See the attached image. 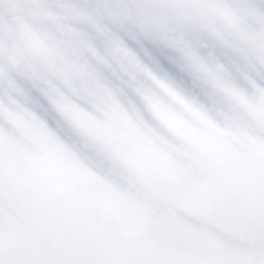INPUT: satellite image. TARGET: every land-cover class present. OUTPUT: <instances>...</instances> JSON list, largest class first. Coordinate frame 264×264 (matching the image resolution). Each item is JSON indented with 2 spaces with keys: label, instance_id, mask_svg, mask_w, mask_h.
<instances>
[{
  "label": "rangeland",
  "instance_id": "1",
  "mask_svg": "<svg viewBox=\"0 0 264 264\" xmlns=\"http://www.w3.org/2000/svg\"><path fill=\"white\" fill-rule=\"evenodd\" d=\"M117 1H119L118 3L120 5L117 3ZM125 1L0 0V176L3 177L4 182V191L3 193H0V199H2L4 207L7 209L8 215L14 225L17 242L20 245L32 250L74 253L98 258L105 257L108 260L112 259L113 261L118 262H129L133 261L134 259V261L144 260V258H174L184 256L212 258L221 254H233L239 252L242 249H252L254 247V238L252 234V227L255 223L254 210L258 204V201L256 200V202L253 203L251 200H248L247 196L249 197V195H253L252 193L253 191L255 192L256 185L259 184V179L261 181V177H264V115L259 114L254 108L250 109L252 108L250 98L248 99L247 104H243L244 106H240L238 102L234 105L218 104V102L214 99V95L219 94L216 91L218 83L221 84V87L225 88L226 86L224 81H218L219 79H226L229 81L230 75L227 76L228 73L222 75L220 72L217 75H214L213 72H217L218 68L210 67V65L213 64H210L208 59L201 60V54L196 48L185 51V48L180 45L182 37L176 42L173 41L174 47L168 51L167 60L169 61V64H167L163 58V55L158 54L157 51L160 45L156 44L155 39H153L155 36H159L160 33L165 32L166 34L163 36L167 35L177 39L181 34H184L185 36L187 32L192 33L197 30L196 28L199 27L198 24L194 25V29L186 30V27H188L191 23L197 22L196 17L194 18L195 21H185L186 25H178V23L169 24L168 22L170 21L160 20V22L157 23V29H152V24L155 23H152V20L149 19V13H151V10L155 7H163V1ZM98 2L101 4H98ZM106 2L109 3V5ZM226 3H229V1H226ZM110 10L111 12H109ZM75 11L80 13H76ZM101 11L102 13L100 14L99 12ZM210 11L214 13L215 17H217L220 13L216 7L211 8ZM254 11L258 10L255 8ZM103 12H107V16H104ZM212 12H210V15ZM186 14L188 15L189 12H186ZM112 19L114 20L113 25L111 23ZM259 19L263 18H260L259 15H257V18H255L253 24L251 23L253 26L252 28L249 27L250 21L243 22L244 25L242 27L244 29L242 34L246 35L250 33L251 30H258L261 28L259 30V35H263L264 20ZM209 21L210 19L206 20L203 18L201 19L200 24L205 25L209 23ZM162 23H166V26L163 27ZM97 29H101L102 32H99ZM108 32L111 35L113 34L112 36L114 37L118 36V39L114 38L113 40L112 36L110 38V34ZM106 44L107 46H105ZM110 44L112 46L115 45V47L110 46ZM102 46H105L106 49L103 50L104 47L102 48ZM164 46L169 48L171 44L170 42H166L164 43ZM109 48L110 50L115 48L116 52L114 50H111L114 53L111 52L108 50ZM202 50H204V47H202ZM257 54L258 56L256 57V60L253 62V64L250 63L247 65V62H245L240 66L244 70H249L252 78H256L255 80H252L255 84V87L257 88L256 91H258L259 87L262 88V86H264V55L261 54L259 50H257ZM111 56L113 58H111ZM98 60H100L99 63ZM110 61H114V63H111ZM75 63L79 66H77ZM227 65L231 67L233 64L230 60H228ZM99 67H101L100 70ZM49 68L52 71H50ZM168 68L170 69V72L168 73L169 75H166V70ZM101 69L103 70L101 71ZM59 72H61L63 75H61ZM19 75L20 78L18 79L17 77ZM60 78L61 81L59 80ZM234 78L236 77L233 73V76H230V79L233 80ZM57 79L59 80V83H57ZM252 81H242V84L245 82V85H242L243 89L248 90V87H250L248 90V95H252V91L254 90L251 84ZM184 82L185 84H183ZM93 83L94 85L98 83L97 86L100 84V87L98 86L97 89L100 90L101 88V90H96V87L94 89ZM234 83L237 84V81ZM12 86H14L13 88H15V90L13 88L10 90V87ZM188 87H190V89ZM49 88L50 92L48 91ZM54 88L61 90V92L58 90L54 93L53 90L56 91ZM184 89L185 91H182ZM95 90L99 92L93 93ZM63 91H65V94ZM23 94L28 98H25ZM57 94L58 96H56ZM116 98H118L117 101ZM121 98H123L122 102L120 101ZM91 99L94 102L91 101ZM254 100L256 103L257 101L264 102V99H259L257 96L254 97ZM23 101H25V103ZM40 101L43 103L41 104ZM73 101L76 103H73ZM101 101H104L106 105ZM37 103H39V105ZM99 103L103 104L100 105L101 107H99L101 109L98 108ZM23 105H25L27 108H23ZM50 105L54 107L57 106L58 109L54 107L52 108ZM33 106H35L34 109H32ZM41 106H44L45 108ZM37 107L40 108L38 109ZM94 107L102 110L100 111L101 115L100 112H98V110ZM261 107L263 108L260 109L264 110V104H262ZM35 108H37V110ZM93 108L96 111L91 110ZM89 110L92 111V115ZM37 112L40 114L45 113L46 115H38ZM74 112L76 116H74ZM94 112L96 114L95 116H93ZM36 114L38 116H36ZM99 116L100 119H98ZM97 120L99 122H97ZM105 120H108L109 122ZM118 120L121 122L119 121L118 123ZM91 121L95 123V125L92 124ZM53 122H55V124ZM107 125H111L110 128ZM95 126L97 127L96 129ZM103 129L108 130V132L105 131L107 134L104 133ZM56 130L58 134L56 133ZM110 130L113 134L109 132ZM21 131L23 133H21ZM100 131L103 132L101 133ZM159 132H161V134ZM55 133L58 135L57 137ZM62 133L67 139L64 137V135H62ZM77 133L80 134L76 135ZM99 133L100 135H104L100 136ZM151 133L153 135H151ZM43 134H45L46 139ZM94 134H96L98 139ZM109 134H111L113 137H111ZM40 135L42 139L40 138L39 141L41 142L37 140ZM91 136H93L94 139L93 137L91 138ZM153 137L155 140H153ZM48 138H53L52 140L54 142ZM56 139L58 141L60 140L59 142L61 145H59L60 143H58V141L56 145ZM78 139L79 141H77ZM110 140L113 143H111ZM123 140L126 142H122ZM50 141L53 143V145ZM48 142H50L51 145L48 144ZM44 143L48 145V147L44 146ZM62 143H67L66 146L63 144L65 149H63L64 146H62ZM91 143H96L95 146L98 145L99 147L96 146L93 149L94 145ZM55 145L59 148V150H57L58 148ZM49 146H55L54 151L52 147V152H50V150H48ZM83 146L85 147V150H87V147L89 146L88 153H90L92 150L89 155L92 156L91 158L94 160H90V156L88 157V153L87 151H84ZM102 146L104 148H102ZM125 146L128 147V150ZM79 147H82L83 149ZM120 148L123 149L125 153H123L124 151ZM132 148L135 151H133ZM171 148L173 150H171ZM61 149H63V152L60 151ZM138 149L140 152L137 151ZM141 149L144 151L141 152ZM71 150L74 151L71 152ZM117 150H120L119 154L117 153ZM98 151L99 153H97ZM128 151L130 153L132 151L133 154H130ZM79 153L83 154L82 157L79 156ZM137 153L140 155L135 156ZM78 156L81 158L80 160H77L79 158ZM65 157L67 161L65 160ZM73 157H78L76 160L79 162H75V159L73 162ZM126 157H134L135 160H138V158L141 160L140 157H142L143 160V158L146 157L147 159L145 158V160L149 164H146L147 166L145 163L143 164V162H145L144 160L140 161L139 164L137 160L135 161L131 158V160L128 159V161ZM58 158L61 159L59 162L57 161L59 160ZM252 158L254 159L252 160ZM86 159L91 161V163L89 161L88 163H85ZM117 160H121V163H119ZM150 160L153 163L149 162ZM95 161H97V163ZM133 161L136 163L134 164ZM72 163H75V168ZM95 163L97 165L101 163L98 166H102L99 168ZM88 164H90V169L87 167ZM91 164H94L95 166H91ZM117 164H120V167H118L119 165ZM127 164L132 165L131 168L133 171L130 167H128L129 165L127 166ZM138 164L140 166H137ZM142 164L146 167H144L145 172L144 169H142ZM70 165H72L73 168L70 167ZM112 165L115 169H113ZM122 166L123 168L121 169ZM134 166H136L137 169L140 168L138 170L139 172L137 169H134ZM117 168H120L119 172L122 171L120 172L122 174L119 175ZM72 169L74 171H72ZM86 169H88L87 171L89 173H93V171H95L94 173L99 177H96V175H93V177L91 176V181L92 178H97L96 180H93V184H90L92 182L89 178H87L92 174L87 176L88 172L85 171ZM141 169L143 171L140 173ZM158 169H160V171H158ZM70 170L72 171L73 175ZM100 170H104L105 172H101ZM108 170H113L112 172L114 174ZM80 171L83 172V174L81 173L82 175H80ZM131 171L136 172V178L138 179L134 178L135 174L133 173V176H131ZM77 172L78 174H76ZM137 172L142 174V176L137 174ZM98 173L103 174H101L100 177ZM65 174L68 176L66 177ZM58 175H63L65 180L62 179V176L59 178ZM129 175L131 177L128 178ZM69 176L73 177H71L70 180H67L70 178ZM83 176L86 178V180ZM121 176H123V179H121ZM144 176L147 180L144 178ZM125 177H127V179ZM81 178H84L82 179V182H80ZM131 179L133 183L136 181L137 182L133 185L131 184ZM66 180L69 184H71L67 185L68 183H66ZM88 180L90 182H88ZM140 180L147 181L146 183L148 185L143 182L144 185L142 183L140 186ZM101 181L102 184H100ZM86 182L88 183L86 184ZM113 182H115V186ZM62 183L63 185H61ZM73 183H75V185ZM95 183L98 189L97 187H94L96 186ZM129 183L130 187L128 186ZM154 183L157 184L155 185ZM84 184L87 185H85V188L83 187ZM106 184H108V186ZM116 184L120 187L116 186ZM126 184L130 193H128L129 191L126 189ZM89 186L94 188V190L89 188ZM144 186L148 188H146L148 191H145L146 189ZM101 187L103 189H101ZM104 187L107 188L105 189ZM110 187H112V189ZM113 187L115 191L119 193L118 195L113 190ZM139 187L140 190L144 188L142 192H139ZM157 187L159 189H157ZM79 188L80 193L78 191ZM95 189L98 191L101 190L102 193L100 191H96ZM87 190L89 192L93 191V193L95 191L96 195H94L95 193H86L88 192ZM120 190H123L128 194L126 193L125 195V193L121 192ZM83 192H85L86 196L88 194L92 200H88L85 195L82 197L84 194ZM120 193L122 194V197ZM138 193H140L143 198L142 196L140 197V194ZM91 194H93L94 197ZM129 194L133 196L131 199V195L129 196ZM110 195H116V197H112ZM95 196L100 197L95 198ZM108 196L112 197L113 199L109 198ZM119 197L121 199H119ZM155 197H157L156 200H154ZM83 198L85 200H83ZM73 200L79 204L81 209L84 207V210H78L77 208H79V206H75L76 203L74 204V202L71 204ZM126 200L129 203V206H127L128 203ZM152 200H154L156 204L154 201L152 202ZM89 201L91 202V206L90 203H88ZM145 201L146 203L144 204L143 202ZM148 201L152 203H149ZM121 202L123 206H120ZM148 203L150 204V208ZM139 204H141L140 207ZM88 205L89 208H92L89 209ZM97 206L98 208H96ZM100 206L102 208L103 206L106 208L102 209ZM126 206L129 208V210ZM157 206L159 208H157ZM94 207L96 208L95 211ZM122 207H126L125 209L129 215H126L127 213L125 209L122 210ZM152 207L154 208L151 209ZM66 208L68 212L66 211L65 216V212H63V210H66ZM112 208L113 210H117V213L119 214H117L115 211L114 212L116 214L111 212ZM71 209L72 211L69 212ZM88 209L89 212L87 211ZM92 209L93 211L91 212ZM61 210L63 212V214L61 213L62 216L59 213ZM122 211L125 212L123 213ZM242 211L246 215H243ZM93 212L95 214L91 217L90 215H93ZM104 212L105 214H103ZM67 213L71 214L68 215ZM82 213H87L88 216L87 214L83 215ZM147 213L150 215L146 216ZM74 214L76 216H74ZM63 216H65L64 218L67 220H65ZM70 216L76 220L72 219V221H68L70 220ZM83 216L87 217H84L83 219ZM58 217H60V219ZM88 217H90V219ZM97 217L101 218L98 219ZM117 217L119 219H117ZM139 217H141V220ZM102 219H104L103 223L105 225L100 223L103 221ZM142 219L144 222H142ZM99 220L100 224L98 223V225L96 223ZM156 220L159 222L157 223ZM62 221H66L65 224L67 222L69 223L65 225ZM74 221L76 223H74ZM239 222L241 223L240 225ZM92 223L95 225H92ZM97 226H101V228L104 227L105 230L108 227L105 231L107 234H103L104 228H102L99 231L101 233L103 230L100 235L98 232L100 227ZM89 230H91V233ZM108 230L110 232H108ZM67 231L69 234L66 233ZM157 231H159L158 234ZM217 234L219 236H217ZM99 235L104 236V238H100ZM115 235L119 236V239ZM165 235L166 237L168 236L167 240H165L166 237L164 238ZM121 237L122 240H120ZM66 238L70 239L67 240ZM107 239L110 240L108 241ZM113 239L116 241H113ZM146 239L148 241H145ZM159 239L164 240L163 243ZM156 240L159 241V244ZM73 241L77 244V246ZM110 241L111 243L109 244ZM149 241L153 244L151 243L150 245ZM103 242L107 243L104 244ZM158 245H162L160 247L163 248L160 249ZM112 249L113 251L111 252L110 250ZM151 251L153 252L151 253ZM148 253L149 255H147ZM143 254H145V256H143Z\"/></svg>",
  "mask_w": 264,
  "mask_h": 264
},
{
  "label": "bare ground",
  "instance_id": "2",
  "mask_svg": "<svg viewBox=\"0 0 264 264\" xmlns=\"http://www.w3.org/2000/svg\"><path fill=\"white\" fill-rule=\"evenodd\" d=\"M88 1V0H87ZM99 1H101V0H99ZM125 1V0H124ZM163 1V7H160V8H154V9H152L151 10V13H149V19L150 20H152V23H155V24H152V29H157V23L158 22H160V20H165V21H170V22H168L169 24H175V23H178V25H186V22L185 21H192V20H194V18L196 17V20H197V22H195V23H191L188 27H186V30L187 29H194L195 28V26L194 25H197L198 24V26L199 27H197L196 29L197 30H195L194 32H192V33H190V32H187L186 33V35L184 36V34H181L180 36H178V38L176 39L175 37H171V36H163V35H165L166 33L165 32H162V33H160L159 34V36H155L153 39H155V42H156V44H158V45H160V47H159V49H158V54H161V55H163V58L165 59V61L167 62V64H169V61L167 60V56H168V51L170 50V49H172L173 47H174V43H173V41L174 42H176L177 40H179L181 37H182V39H181V43H180V45L183 47V48H185L184 50L186 51V50H190V49H193V48H196L199 52H200V54H201V60H206V59H208L209 60V63L210 64H213V65H210V67H215V68H218V70H217V72H213L214 73V75H217L219 72H220V74H222V75H224L225 73H228L227 74V76H233V73H234V76L236 77V78H234L233 80H231L230 79V76H229V81H227L226 79H219V81L218 82H225V84H226V86H225V88L224 87H221L220 85L221 84H219L218 83V87H217V92L219 93L218 95H214V99H215V101H217L218 102V104H222V105H224V104H227V105H234L235 103H239L240 104V106L241 105H243V104H247L248 103V99L250 98V100H251V106H252V108H250V109H255V110H257V112L259 113V114H261V115H264V110L263 109H260V108H263V107H261V105L262 104H264V102H261V101H257V103L255 102V100H254V97H258L259 99H264V86H262V88H258V91H256L257 90V88L255 87V84L253 83V81L252 80H255L256 78L254 77V78H252V76H251V73L249 72V70H244V69H242V67H240L241 65H242V63H245V62H247V65L248 64H253V62L256 60V57L258 56V54H257V50H259V52L261 53V54H263L264 55V33H263V35H259V30L261 29H256V30H251V32L250 33H248V34H246V35H243L242 34V32H243V25H244V23L243 22H247V21H250V23H249V27H253L252 26V24H253V22L255 21V18H257V15H259V17L260 18H263V19H259V20H264V0H162ZM226 1H229V3H226ZM76 2V1H75ZM90 2V1H89ZM103 2V1H102ZM108 2V1H107ZM106 2V3H107ZM111 2V1H110ZM113 2V1H112ZM119 1H117V3H118ZM126 2V1H125ZM72 3V2H71ZM79 3H80V1H79ZM100 2H98V4H99ZM104 3V2H103ZM102 3V5L104 6V4ZM114 3H115V1H114ZM77 4H78V2H77ZM84 4V3H83ZM101 4V3H100ZM108 5H109V3H107ZM113 4V3H112ZM116 4V3H115ZM119 4V3H118ZM79 5V4H78ZM101 5V6H102ZM120 5V4H119ZM84 6H86V5H84ZM67 7V6H66ZM69 7V6H68ZM111 7V6H110ZM119 7V6H118ZM214 7H216L219 11H220V13H219V15L217 16V17H215V15H214V13L212 12V11H210V9L211 8H214ZM83 8V7H82ZM86 8V7H85ZM115 8H117V7H115ZM255 8L258 10V11H254L255 10ZM92 9V8H91ZM108 9V8H107ZM253 9V10H252ZM74 10V9H73ZM86 10V9H85ZM101 10V9H100ZM106 10V9H105ZM111 10L113 11V9L111 8ZM111 10L109 11V12H111ZM119 10V9H118ZM120 10H122V9H120ZM87 11V10H86ZM103 11V10H102ZM102 11L101 12H99L100 14L102 13ZM76 13L78 12V11H75ZM108 12V13H109ZM186 12H189V14L187 15L186 14ZM210 12H212L211 13V15H210ZM239 12V13H238ZM72 13V12H71ZM78 13H80V12H78ZM81 13H83V12H81ZM86 13V12H85ZM104 13V12H103ZM107 13V12H106ZM106 13H104V16L106 15ZM116 13V12H115ZM97 14V13H96ZM95 14V15H96ZM99 14V15H100ZM118 14V13H117ZM199 14V15H198ZM71 15V14H70ZM78 15V14H77ZM112 15V14H111ZM115 15V14H114ZM113 15V16H114ZM102 16V15H101ZM107 16V15H106ZM109 16V15H108ZM117 16V15H116ZM247 17V18H245V17ZM65 17H66V15H65ZM94 17V16H93ZM96 17V16H95ZM100 17V16H99ZM128 17V16H127ZM239 17H241V18H239ZM74 18V17H73ZM80 18H81V16H80ZM102 18V17H101ZM115 18V17H114ZM160 18H162V19H160ZM206 19V20H208V19H210V21H209V23H207V24H205V25H201L200 23H201V19ZM77 19V18H76ZM117 19H119V18H117ZM116 19V20H117ZM236 19V20H235ZM119 20H121V19H119ZM79 21H81V20H79ZM112 21V22H111ZM110 22L112 23V25H113V19L111 20ZM195 21V20H194ZM83 22H84V20H83ZM199 22V23H198ZM11 23V22H10ZM120 23V22H119ZM252 23V24H251ZM16 24V23H15ZM63 24V23H62ZM116 24H117V21H116ZM200 24V25H199ZM255 24V23H254ZM87 25V24H86ZM85 25V26H86ZM111 25V24H110ZM111 25V26H112ZM57 26V25H56ZM68 26V25H67ZM76 26V25H75ZM90 26H92V25H90ZM162 26L163 27H165L166 26V23H162ZM255 26H256V24H255ZM88 27V26H87ZM102 27V26H101ZM110 27V26H109ZM118 27V26H117ZM95 29V28H94ZM110 29V28H109ZM184 29H185V27H184ZM55 30V29H54ZM76 30V29H75ZM97 30H99V29H97ZM102 30H104V29H102ZM74 31V30H73ZM101 31V29L99 30V32ZM111 31V30H110ZM118 31V30H117ZM75 32V31H74ZM85 32V31H84ZM96 32V31H95ZM102 32V31H101ZM109 33V32H108ZM112 33V32H111ZM60 34V33H59ZM79 34V33H78ZM110 34V33H109ZM73 35V34H72ZM113 35V34H112ZM111 34H110V38H111V36H112ZM74 36H75V34H74ZM77 36V35H76ZM116 36V35H115ZM118 37V36H117ZM117 37H114V36H112V38H113V40H114V38H117ZM33 38V37H32ZM109 38V39H110ZM37 39V38H36ZM118 39V38H117ZM116 40V39H115ZM129 40V39H128ZM35 41H37V40H35ZM111 41V40H110ZM50 42V41H49ZM53 42V41H52ZM120 42V41H119ZM166 42H170V44H171V46H169V48H167V47H165L164 46V43H166ZM65 43V42H64ZM115 43H116V41H115ZM114 43V44H115ZM44 44V43H43ZM42 44V45H43ZM49 44V43H48ZM51 44V43H50ZM70 44H71V42H70ZM184 45H185V47H184ZM26 46V45H25ZM105 46H107V44L105 45ZM105 46H102V48H103V50L104 49H106V47ZM110 46H112L111 44H110ZM114 47H115V45H113ZM112 46V47H113ZM75 47V46H74ZM202 47H204V50H202ZM37 48V47H36ZM108 48V47H107ZM119 48V47H118ZM117 48V49H118ZM120 49V48H119ZM108 50H110V48L108 49ZM111 50H114L115 51V48L113 49H111ZM110 50V51H111ZM35 51V50H34ZM105 51H107V50H105ZM100 52V51H99ZM111 52H113V51H111ZM116 52V51H115ZM117 52H118V50H117ZM36 53V52H35ZM114 53V52H113ZM50 54V53H49ZM96 54V53H95ZM20 55V54H19ZM27 55H29V54H27ZM101 55H102V51H101ZM97 56H99V55H97ZM127 56V55H126ZM41 57V56H40ZM243 57H246V58H243ZM28 58H30V57H28ZM111 58H113L112 56H111ZM116 58V57H115ZM114 58V59H115ZM135 58V57H134ZM99 59V58H98ZM127 59V58H126ZM20 60V59H19ZM25 60V59H24ZM228 60H230L231 61V63L233 64L231 67L229 66V65H227V61ZM39 61V60H38ZM48 61V60H47ZM99 61L100 60H98V63H99ZM103 61V60H102ZM115 61V60H114ZM114 61H110L111 63H114ZM13 62V61H12ZM25 62V61H24ZM28 62V61H27ZM31 62V61H30ZM35 62V61H34ZM40 62V61H39ZM45 63V62H44ZM96 63V62H95ZM18 64V63H17ZM16 64V65H17ZM30 64V63H29ZM28 64V65H29ZM76 64V63H75ZM102 64V63H101ZM31 65V64H30ZM77 65V64H76ZM95 65V64H94ZM100 65V64H99ZM55 66V65H54ZM53 66V67H54ZM77 66H79V65H77ZM96 66H98V65H96ZM103 67V66H102ZM56 68V67H55ZM100 68L101 67H99V70H100ZM63 69V68H62ZM112 69V68H111ZM111 69H110V71H111ZM19 70V69H18ZM31 70V69H30ZM49 70L50 71H52L50 68H49ZM54 70V69H53ZM64 70H65V68H64ZM95 70V69H94ZM103 69H101V71H102ZM43 71V70H42ZM60 71V70H59ZM63 71V70H62ZM101 71H100V73H101ZM105 71V70H104ZM109 71V72H110ZM18 72V71H17ZM24 72V71H23ZM46 72V71H45ZM56 72V71H55ZM170 72V69L168 68L167 70H166V75H169L168 73ZM221 72H223V73H221ZM27 73V72H26ZM29 73V72H28ZM52 73V72H51ZM50 73V74H51ZM57 73V72H56ZM56 73H54V74H56ZM60 74H61V72H59ZM58 73V74H59ZM94 73V72H93ZM99 73V74H100ZM39 74V73H38ZM110 74V73H109ZM177 74V73H176ZM36 75V74H35ZM61 75H63V74H61ZM93 75V74H92ZM97 75V74H96ZM4 76V75H3ZM100 76V75H99ZM104 76V75H103ZM102 76V77H103ZM111 76V75H110ZM22 77V76H21ZM95 77V76H94ZM101 77V78H102ZM105 77V76H104ZM103 77V78H104ZM18 79L20 78V75L17 77ZM51 78H52V76H51ZM98 78H100V77H98ZM97 78V79H98ZM102 78V79H103ZM106 78V77H105ZM109 78V77H108ZM22 79V78H21ZM25 79V78H24ZM112 79V78H111ZM53 80V79H52ZM58 80V79H57ZM57 80H55V81H57ZM60 81H61V78L59 79ZM59 80L57 81V83H59ZM245 81V80H248V81H252L251 82V84H252V86H253V88H254V90L252 91L253 93H252V95L250 94V95H248V90H249V88L250 87H248V90L247 89H243L242 88V85L244 86L245 84V82H243V84H242V81ZM54 81V82H55ZM96 81V80H95ZM101 81V80H100ZM103 81V80H102ZM235 81H237V84H235L234 82ZM22 82V81H21ZM109 82V81H108ZM186 82V81H185ZM185 82L183 83V84H185ZM196 82V81H195ZM255 82V81H254ZM26 83V82H25ZM53 83V82H52ZM51 83V84H52ZM178 83H179V81H178ZM193 83V82H192ZM30 84V83H29ZM98 84V83H97ZM97 84L96 85H94V83H93V86H94V89H95V87H96V90H99V89H97L98 88V86L100 85H98L97 86ZM110 84V83H109ZM17 85V84H16ZM36 85V84H35ZM119 85H121V84H119ZM118 85V86H119ZM195 85V84H194ZM23 86V85H22ZM69 86H70V84H69ZM188 86V85H187ZM240 86V87H239ZM14 86H12V87H10V90H12L11 88H13ZM32 87V86H31ZM50 87H51V85H50ZM52 87H53V85H52ZM58 87H61V86H58ZM71 87H73V86H71ZM100 87V86H99ZM105 87V86H104ZM178 87V86H177ZM3 88V87H2ZM7 88V87H6ZM38 88V87H37ZM106 88V87H105ZM110 88V87H109ZM112 88V87H111ZM189 89H190V87H188ZM14 90H15V88H13ZM17 89V88H16ZM24 89V88H23ZM54 89H56V88H54ZM252 89V88H251ZM51 90H52V88H51ZM59 90V89H58ZM57 89H56V91L55 90H53V92L55 93V92H57L58 91ZM95 90V92L93 91V93H98L100 90H101V88H100V90L99 91H96ZM113 90V89H112ZM47 91V90H46ZM49 92H50V88H49V90H48ZM60 92H61V90H59ZM126 91H127V89H126ZM182 91H185V89L184 90H182ZM216 91H214V92H216ZM43 92V91H42ZM52 92V91H51ZM59 92V93H60ZM89 92H91V91H89ZM116 92V91H115ZM174 92V91H173ZM251 92V91H250ZM12 93V92H11ZM15 93V92H14ZM22 93H24V92H22ZM48 93V92H47ZM63 93L65 94V91H63ZM62 93V94H63ZM93 93H91V94H93ZM49 94H51V93H49ZM127 94V93H126ZM1 95V94H0ZM53 95H55V94H53ZM125 95V94H124ZM123 95V96H124ZM22 96V95H21ZM23 96H24V94H23ZM37 96V95H36ZM56 96H58V94L56 95ZM88 96V95H87ZM102 96V95H101ZM122 96V97H123ZM25 98H28V97H26V96H24ZM38 97H39V95H38ZM68 97V96H67ZM84 97V96H83ZM109 97V96H108ZM118 97V96H117ZM125 97H126V95H125ZM60 98V97H59ZM85 98V97H84ZM93 98V97H92ZM95 98V97H94ZM57 99V98H56ZM70 99H72V98H70ZM79 99V98H78ZM80 99H83V98H80ZM117 99L118 98H116V101H117ZM122 99L123 98H121L120 99V101L122 102ZM126 99V98H125ZM124 99V100H125ZM133 99V98H132ZM38 100V99H37ZM42 100V99H41ZM46 100V99H45ZM75 100V99H74ZM109 100V99H108ZM123 100V101H124ZM25 101H27V100H25ZM25 101H23L24 103H25ZM43 101V100H42ZM91 101H93L92 99H91ZM96 101V100H95ZM106 101V100H105ZM119 101V100H118ZM10 102H12V101H10ZM20 102V101H19ZM28 102V101H27ZM41 102V101H40ZM68 102V101H67ZM79 102V101H78ZM86 102V101H85ZM84 102V103H85ZM94 102V101H93ZM97 102V101H96ZM102 103H104L105 104V102L104 101H101ZM115 102V101H114ZM127 102V101H126ZM15 103H16V101H15ZM21 103V102H20ZM43 102H41V104H42ZM45 103V102H44ZM73 103H76V102H74L73 101ZM98 103V102H97ZM23 104V103H22ZM38 105H39V103H37ZM79 104V103H78ZM92 104V103H91ZM96 104V103H95ZM1 105H3V104H1ZM28 105H30V104H28ZM27 105V106H28ZM37 105V106H38ZM47 105V104H46ZM53 105V104H52ZM86 105V104H85ZM94 105V104H93ZM100 105H103V104H100L99 103V106H98V108L99 107H101ZM106 105V104H105ZM254 105H255V107H254ZM32 106V105H31ZM30 106V107H31ZM71 106V105H70ZM73 106V105H72ZM89 106H90V104H89ZM88 106V107H89ZM109 106V105H108ZM244 106V105H243ZM24 107H26L25 105H23V108ZM29 107V106H28ZM34 107L35 106H33V108L32 109H34ZM41 107H44V106H41ZM50 107H54V106H51L50 105ZM49 107V108H50ZM93 107V106H92ZM104 107V106H103ZM9 108H11V107H9ZM27 108V107H26ZM38 109L40 108V107H37ZM37 108H35L36 110H37ZM45 108V107H44ZM48 108V109H49ZM54 108H57V106L56 107H54ZM60 108V107H59ZM84 108V107H83ZM90 108V107H89ZM94 108H96V107H94ZM91 109V110H95V109ZM96 108L97 110H98V112H100V111H102V110H99V109H101V108ZM7 109V108H6ZM20 109H22V108H20ZM58 109V108H57ZM113 109V108H112ZM225 109V108H224ZM242 109V108H241ZM29 110H30V108H29ZM54 110V109H53ZM77 110H80V109H77ZM87 110V109H86ZM243 110V109H242ZM33 111V110H32ZM46 111V110H45ZM90 111V110H89ZM96 111V110H95ZM106 111V110H105ZM110 111V110H109ZM92 111H90V113H91ZM98 112H96V113H98ZM112 112V111H111ZM7 113V112H6ZM20 114V113H19ZM37 114L39 115L40 113H38L37 112ZM36 114V116H38ZM42 114H44V115H46L45 113H42ZM42 114H40V115H42ZM72 114V113H71ZM93 113H91V115H92ZM107 114H110V113H107ZM47 115H48V113H47ZM96 114H95V112H94V115L93 116H95ZM97 115H99V114H97ZM100 115H101V112H100ZM32 116V115H31ZM71 116H73V115H71ZM74 116H76V114H75V112H74ZM78 116V115H77ZM103 116V115H102ZM91 117V116H90ZM75 118V117H74ZM103 118V117H102ZM91 119H92V117H91ZM98 119H100V116L98 117ZM115 119V118H114ZM114 119H113V121H114ZM30 120H31V118H30ZM124 120V119H123ZM39 121V120H38ZM59 121V120H58ZM105 121H108V120H105ZM116 121V120H115ZM119 121L120 120H118L117 122L119 123ZM97 122H99L98 120H97ZM100 122H102V121H100ZM109 122V121H108ZM112 122V121H111ZM121 122V121H120ZM54 124H55V122H53ZM52 123V125L54 126V124ZM60 123V122H59ZM63 123V122H62ZM91 123L92 124H94L95 125V123H93L92 121H91ZM112 123H114V122H112ZM36 124H38V123H36ZM101 124V123H100ZM108 124V123H107ZM115 124V123H114ZM3 125V124H2ZM16 125H18V124H16ZM24 125V124H23ZM104 125L106 126V124L104 123ZM118 125V124H117ZM57 127H59L58 125H56ZM56 126H55V129H56ZM97 126V125H96ZM95 126V129L97 128ZM101 126V125H100ZM107 126H109V125H107ZM111 126V125H110ZM110 126H109V128H110ZM127 126H128V124H127ZM14 127V126H13ZM16 127V126H15ZM18 127H20V126H18ZM88 127V126H87ZM102 127H103V125H102ZM131 127V126H130ZM134 127H136V126H134ZM134 127H133V129H134ZM154 127V126H153ZM5 128V127H4ZM83 128H85V127H83ZM101 128V127H100ZM113 128V127H112ZM47 129V128H46ZM55 129H54V132H55ZM80 129V128H79ZM78 129V130H79ZM106 129H107V127H106ZM50 130V129H49ZM58 130V129H57ZM57 130H56V133H57ZM104 130V129H103ZM112 130V129H111ZM111 130L109 131V132H111ZM145 130V129H144ZM159 130V129H158ZM60 131V130H59ZM86 131V130H85ZM105 131H107L108 132V130H104V133H105ZM115 131V130H114ZM129 131V130H128ZM136 131V130H135ZM162 131V130H161ZM164 131V130H163ZM101 133L103 132V131H100ZM130 132V131H129ZM129 132H127V133H129ZM134 132V131H133ZM137 132V131H136ZM152 132V131H151ZM21 133H23L22 131H21ZM56 133H55V135H56ZM74 133V132H73ZM76 133V132H75ZM97 133V132H96ZM123 133V132H122ZM153 133V132H152ZM151 133V135H153ZM160 134H161V132H159ZM58 134V133H57ZM78 134H80V133H77L76 135H78ZM105 134H107V133H105ZM111 134H113L112 132H111ZM111 134H109L110 136H111ZM119 134H120V132H119ZM147 134V133H146ZM2 135V134H1ZM54 135V136H55ZM62 135H64L63 133H62ZM95 136H96V134H94ZM99 135H100V133H99ZM102 135H104V134H102ZM102 135H100V136H102ZM133 135V134H132ZM159 135V134H158ZM43 136L45 137V134H43ZM49 136V135H48ZM47 136V137H48ZM58 135H56V137H57ZM127 136V135H126ZM142 136V135H141ZM148 136V135H147ZM156 136V135H155ZM61 137V136H60ZM60 137H58V138H60ZM64 137H65V135H64ZM63 137V138H64ZM93 136H91V138H92ZM105 137V136H104ZM107 137V136H106ZM111 137H113V136H111ZM143 137V136H142ZM146 137V136H145ZM42 139V137H41V135H40V137H38V141H39V139ZM53 138H55V137H53ZM53 138H48L49 140H52ZM66 138V137H65ZM69 138H71V137H69ZM91 138H90V140H91ZM96 138L98 139V137L96 136ZM101 138V137H100ZM150 138V137H149ZM154 138V137H153ZM28 139H29V137H28ZM45 139H46V137H45ZM67 139V138H66ZM66 139H65V142H66ZM93 139H94V137H93ZM92 139V140H93ZM120 139V138H119ZM13 140H15V139H13ZM61 140H63V139H61ZM89 140V141H90ZM105 140V139H104ZM126 140H127V138H126ZM150 140V139H149ZM153 140H155V138L153 139ZM165 140H166V138H165ZM164 140V141H165ZM53 141V140H52ZM57 139H56V145H57ZM60 141V140H59ZM58 141V143H60ZM77 141H79V139L77 140ZM88 141V140H87ZM95 141H96V139H95ZM112 141H114V140H112ZM115 141H116V139H115ZM129 141V140H128ZM128 141H127V143H128ZM134 141V140H133ZM132 141V142H133ZM148 141V140H147ZM39 142H41V141H39ZM51 142V141H50ZM50 142H48V144H50ZM54 142V141H53ZM63 142V141H62ZM68 142V141H67ZM90 142H92V141H90ZM90 142H89V145H90ZM103 142V141H102ZM109 142V141H108ZM110 142H111V140H110ZM118 142V141H117ZM122 142H126L125 140H123ZM52 143V142H51ZM80 143V142H79ZM85 143V142H84ZM93 143H94V141H93ZM98 143V142H97ZM101 143V142H100ZM107 143V142H106ZM111 143H113V142H111ZM130 143V142H129ZM133 143H135V142H133ZM151 143V142H150ZM163 143V142H162ZM167 143V142H166ZM45 144V143H44ZM55 144V143H54ZM66 146V144L67 143H62V146H64V145ZM72 144H73V142H72ZM92 144V143H91ZM96 144V143H95ZM95 144H92V145H94L93 146V149L96 147V146H98V145H96L95 146ZM103 144V143H102ZM122 144H125V143H122ZM131 144V143H130ZM141 144H143V143H141ZM153 144V143H152ZM161 144V143H160ZM51 145V144H50ZM52 145H53V143H52ZM55 145V146H56ZM59 145H61V143L59 144ZM79 145V144H78ZM87 145V144H86ZM101 145V144H100ZM138 145V144H137ZM140 145V144H139ZM147 145V144H146ZM44 146H47L48 147V145H44ZM55 146H52L53 147V151H54V147ZM65 146H64V148L63 149H65ZM73 146V145H72ZM85 146V145H84ZM83 146V148H84V151H87V153H88V149H89V146L87 147L88 149L87 150H85V147ZM104 146V145H103ZM102 146V148H104ZM109 146H111V145H109ZM113 146V145H112ZM118 146V145H117ZM132 146V145H131ZM130 146V147H131ZM141 146H143V145H141ZM152 146V145H151ZM150 146V147H151ZM166 146H167V144H166ZM52 147H50L49 146V149L48 148H46V149H48V150H50V152H52L51 151V148ZM57 147V146H56ZM92 147V146H91ZM99 147V146H98ZM97 147V148H98ZM121 147V146H120ZM126 147V149L128 148L127 146H125ZM155 147V146H154ZM174 147V146H173ZM172 147V148H173ZM58 148V147H57ZM62 148V147H61ZM79 148H81V149H83L82 147H79ZM101 148V147H100ZM123 148V147H122ZM149 148V147H148ZM168 148V147H167ZM171 148V150H173ZM18 149V148H17ZM63 149H61L60 151L61 152H63L62 150ZM121 149V148H120ZM124 149V148H123ZM123 149H121V150H123ZM131 149V148H130ZM139 149H140V147H139ZM139 149L137 150V151H139ZM146 149H147V147H146ZM150 149V148H149ZM175 149H176V147H175ZM18 150H20V149H18ZM57 150H59V148L57 149ZM90 150H91V148H90ZM96 150V149H95ZM99 150V149H98ZM103 150V149H102ZM101 150V151H102ZM128 150V149H127ZM132 150H133V148H132ZM142 150V149H141ZM170 150V151H171ZM25 151V150H24ZM56 151V150H55ZM72 151H74V150H71V152ZM100 151V152H101ZM118 152V154H119V152H120V150H117ZM124 151V150H123ZM122 151V152H123ZM133 151H135V150H133ZM144 150H142L141 152H143ZM147 151V150H146ZM156 151V150H155ZM166 151H167V149H166ZM91 152H92V150H91ZM90 152V153H91ZM115 152H116V150H115ZM129 152V151H128ZM140 152V151H139ZM138 152V153H139ZM150 152V151H149ZM152 152V151H151ZM157 152V151H156ZM177 152V151H176ZM59 153V152H58ZM83 153V152H82ZM87 153H85V154H87ZM90 153H88V157L90 156L89 154ZM96 153V152H95ZM97 153H99V151L97 152ZM105 153V152H104ZM123 153H125V151L123 152ZM123 153H121V154H123ZM130 153V152H129ZM131 153H132V151H131ZM130 153V154H131ZM137 153V155H135V156H138V155H140V154H138ZM154 153V152H153ZM72 154V153H71ZM120 154V155H121ZM133 154V153H132ZM136 154V153H135ZM52 155H53V153H52ZM67 155V154H66ZM82 155L83 154H80L79 153V156H81L82 157ZM115 155V154H114ZM125 155V154H124ZM129 155V154H128ZM142 155V154H141ZM153 155H155V154H153ZM162 155H164V154H162ZM73 156V155H72ZM78 156V157H79ZM103 156H104V154H103ZM134 156V155H133ZM151 156V155H150ZM150 156H148V157H150ZM157 156V155H156ZM167 156V155H166ZM165 156V157H166ZM49 157H50V155H49ZM55 157V156H54ZM73 157L72 158V160H73V162H74V159H75V162L77 161V160H80L81 158L79 157ZM85 157H86V155H85ZM92 156H90L89 158H90V160L91 159H93V158H91ZM118 157H120V156H118ZM129 157V156H128ZM152 157V156H151ZM161 157V156H160ZM78 158V159H77ZM88 158V159H89ZM102 158V157H101ZM124 158H125V156H124ZM127 158V157H126ZM132 160H135L134 159V157L132 158V157H130ZM130 158H127V160L129 159V160H131ZM138 158V157H137ZM141 158V160H139V158H138V160H137V162H139V164H140V161H145V162H143V164L145 163V165L147 164H149V163H147V161L145 160V158H143V160H142V157H140ZM154 158V157H153ZM164 158V157H163ZM168 158V157H167ZM59 159V158H58ZM77 159V160H76ZM82 159H84V158H82ZM95 159H97V158H95ZM105 159V158H104ZM118 159V158H117ZM121 159V158H120ZM147 159V158H146ZM149 159H152V158H149ZM165 159V158H164ZM174 159H175V157H174ZM254 158H252V160H253ZM61 159H59V160H57L58 162L60 161ZM65 160L67 161V159H66V157H65ZM71 160V159H70ZM71 160V161H72ZM94 160V159H93ZM92 160V161H93ZM100 160V159H99ZM103 160V159H102ZM121 160H123V159H121ZM121 160H117V161H119V163H121L120 161ZM128 160V161H129ZM135 160V161H136ZM63 161H64V158H63ZM88 161L89 160H85V163L87 162L88 163ZM106 161H108V160H106ZM127 161V162H128ZM176 161V160H175ZM62 162V161H61ZM79 161H77V163H78ZM90 163H91V161H89ZM96 163H97V161H95ZM101 162V161H100ZM132 162V161H131ZM149 162H151V160L149 161ZM65 163V162H64ZM94 163V162H93ZM95 163V164H96ZM106 163V162H105ZM115 163H118V162H115ZM130 163V162H129ZM133 163L135 164L136 162H134L133 161ZM151 163H153V162H151ZM176 163V162H175ZM56 164V163H55ZM66 164V163H65ZM75 163H72V165H74ZM99 164H101V163H99ZM98 164V165H99ZM112 164H113V162H112ZM137 165V166H140V165ZM143 164L141 165V166H143ZM26 165V164H25ZM72 165H70V167H72ZM76 165H78V164H76ZM92 165H94V164H91V166ZM97 165V164H96ZM97 165V166H98ZM108 165V164H107ZM111 165V164H110ZM117 165H119L118 167H120V164H117ZM123 165V164H122ZM125 165V164H124ZM129 164H127V166H128ZM145 165L143 166V168L142 169H144V167H145ZM146 165V166H147ZM156 165V164H155ZM250 165H251V163H250ZM95 166V165H94ZM96 166V167H97ZM102 166V165H101ZM101 166H98L99 168L101 167ZM127 166H125V167H127ZM158 166V165H157ZM255 166V165H254ZM85 167H86V164H85ZM87 167L90 169L91 167H90V164H88L87 165ZM97 167V168H98ZM105 167V166H104ZM108 167V166H107ZM112 167H113V165H112ZM112 167H111V169H112ZM115 167H116V165H115ZM128 167H132V165L130 164ZM135 167V168H134ZM133 168L134 169H137L136 168V166H134ZM166 167V166H165ZM174 167V166H173ZM175 167H176V165H175ZM174 167V168H175ZM73 168V167H72ZM74 168H75V165H74ZM82 168V167H81ZM93 168V167H92ZM123 168V166L121 167V169ZM146 168V167H145ZM148 168V167H147ZM71 169V168H70ZM80 169V168H79ZM96 169V168H95ZM94 169V170H95ZM102 169V168H101ZM106 169V168H105ZM110 169V168H109ZM113 169H115L114 167H113ZM132 169V168H131ZM130 169V170H131ZM140 168H138L137 169V171L139 170ZM141 169V171H140V173L143 171ZM88 169H86L85 171H87ZM96 170H98V169H96ZM117 172H119V170H120V168L118 169L117 168ZM128 170V169H127ZM147 170V169H146ZM175 170V169H174ZM248 170V169H247ZM251 170V169H250ZM49 171V170H48ZM71 171V170H70ZM72 171H74L73 169H72ZM72 171H71V173H72ZM78 171V170H77ZM101 172H105L104 170L102 171V170H100ZM108 171H110V170H108ZM113 171V170H112ZM112 171H110L111 173H113ZM114 171H116V170H114ZM126 171V170H125ZM132 171H133V169H132ZM130 172L131 173V176H133V174H135L136 172V170L134 171V172ZM157 171V170H156ZM158 171H160V169H158ZM249 171V170H248ZM57 172V171H56ZM88 172V171H87ZM86 172V173H87ZM95 171H93V173H94ZM120 172H122V171H120ZM119 172V175L120 174H122V173H120ZM139 172V171H138ZM137 172V174H139L140 176H142V174H140V173H138ZM144 172H145V169H144ZM250 172V171H249ZM64 173V172H63ZM83 174V172H81L80 171V175H82ZM85 173V174H86ZM93 173H89L88 172V174H87V176L88 175H90V174H92V175H90V177H87V178H91V176L93 177V175H96L95 173L93 174ZM127 173V172H126ZM125 173V174H126ZM129 173V174H130ZM133 173V174H132ZM147 173V172H146ZM56 174V173H55ZM76 174H78V172L76 173ZM101 174H103V173H101ZM101 174H99L98 173V175L101 177ZM114 174V173H113ZM116 174V173H115ZM143 174H145V173H143ZM158 174H160V173H158ZM164 174H165V172H164ZM262 174V173H261ZM53 175V174H52ZM70 175V174H69ZM72 175H73V173H72ZM107 175V174H106ZM109 175V174H108ZM139 175H138V177H139ZM246 175H247V173H246ZM249 175V174H248ZM251 175V174H250ZM260 175V174H259ZM59 176V175H58ZM62 176V179H64L65 180V178L63 177V175H61ZM61 176H59V178L61 177ZM65 176L67 177L68 175H66L65 174ZM84 176H86V175H84ZM83 176V177H84ZM112 176V175H111ZM126 176V175H125ZM130 175L128 176V178L129 177H131ZM136 174H135V177L134 178H136ZM156 176V175H155ZM158 176V175H157ZM242 176H243V174H242ZM252 176V175H251ZM257 176V175H256ZM263 176V175H262ZM50 177V176H49ZM70 177V176H69ZM71 177H73V176H71ZM71 177L69 178V179H67V180H70L71 179ZM81 177V176H80ZM96 177H98L97 175H96ZM96 177H94V179L96 180L97 178ZM104 177H105V175H104ZM103 177V178H104ZM123 176H121V179H123L122 178ZM151 177V176H150ZM238 177V176H237ZM48 178V177H47ZM52 178V177H51ZM53 178H54V176H53ZM85 178V177H84ZM84 178H81L80 179V182H82L83 180L82 179H84ZM99 178V177H98ZM119 178V177H118ZM117 178V179H118ZM126 179H127V177H125ZM134 178H133V180H134ZM142 178V177H141ZM144 178L146 179V177L144 176ZM55 179V178H54ZM73 179V178H72ZM93 178H92V181H91V179H90V181L92 182V183H90V184H93L94 182H93V180H94ZM101 179V178H100ZM126 179H124V180H126ZM136 179H138V178H136ZM157 179V178H156ZM235 179H237V178H235ZM63 180V181H64ZM66 180V181H67ZM85 180H86V178H85ZM84 180V181H85ZM104 180H105V178H104ZM103 180V181H104ZM123 180V181H124ZM129 180V179H128ZM147 180V179H146ZM159 180V179H158ZM248 180V179H247ZM250 180V179H249ZM62 181V180H61ZM71 181H73V180H71ZM71 181H69V182H71ZM89 180H88V182H90ZM120 181V180H119ZM131 182H132V179L130 180ZM141 181V180H140ZM151 181V180H150ZM154 181V180H153ZM152 181V182H153ZM239 181H240V179H239ZM242 181V180H241ZM252 181V180H251ZM88 182H86V184L88 183ZM97 182V181H96ZM106 182H108V181H106ZM121 182H122V180H121ZM125 182H127V181H125ZM130 182V183H131ZM137 182V181H136ZM136 182H134V183H136ZM146 183L147 181H141V184H139L140 186L142 185V183ZM236 182V181H235ZM66 183H68V181L66 182ZM77 183V182H76ZM79 183V182H78ZM84 183V182H83ZM100 183V182H99ZM108 183H110V182H108ZM115 182H113V184H114ZM130 183H129V187H130ZM134 183L132 182L131 184H133L134 185ZM144 183H143V185H144ZM247 183H249V182H247ZM250 183H252V182H250ZM51 184V183H50ZM71 184V183H70ZM69 183L67 184V185H70ZM74 185H75V183H73ZM72 184V185H73ZM86 184H84V188L87 186ZM100 184H102V181H101V183ZM99 184V185H100ZM103 184H104V182H103ZM111 184H112V182H111ZM147 184V183H146ZM155 184V183H154ZM157 184V183H156ZM155 184V185H156ZM158 184H159V182H158ZM253 184V183H252ZM61 185H63V183L61 184ZM66 185V184H65ZM86 185V186H85ZM89 185V184H88ZM95 185H96V183H95ZM98 185V186H99ZM107 186H108V184H106ZM122 185V184H121ZM124 185V184H123ZM132 185V186H133ZM138 185V186H139ZM148 185V184H147ZM152 185V184H151ZM150 185V186H151ZM235 185V184H234ZM233 185V186H234ZM246 185V184H245ZM255 185V184H254ZM79 186V185H78ZM82 186V185H81ZM80 186V187H81ZM93 186V185H92ZM101 186V185H100ZM103 186V185H102ZM110 186V185H109ZM114 186H115V184H114ZM116 186H119V185H117L116 184ZM125 186V185H124ZM132 186H131V188H132ZM60 187V186H59ZM64 187V186H63ZM62 187V188H63ZM69 187V186H68ZM95 188L97 187V185L96 186H94ZM120 187V186H119ZM143 187V186H142ZM241 187V186H240ZM66 188V187H65ZM71 188H73V187H71ZM70 188V189H71ZM89 188H91L90 186H89ZM88 188V189H89ZM100 188V187H99ZM105 189L107 188V187H104ZM111 189H112V187H110ZM124 188V187H123ZM138 188V187H137ZM144 188L146 189L147 187H145L144 186ZM143 188V189H144ZM92 190H94V188H91ZM90 189V190H91ZM97 189H98V187H97ZM101 189H103L102 187H101ZM116 189H119V188H116ZM126 189H127V184H126ZM143 189H141L140 190V187H139V192L141 191L142 192V190ZM148 189V188H147ZM145 190V191H148V190ZM150 189V188H149ZM157 189H159L158 187H157ZM161 189V188H160ZM164 189V188H163ZM210 189V188H209ZM249 189V188H248ZM253 189V188H252ZM67 190H69V189H67ZM96 190V189H95ZM108 190H110V189H108ZM107 190V191H108ZM113 190L115 191V189H114V187H113ZM113 190H112V192H113ZM200 190V189H199ZM243 190V189H242ZM73 191V190H72ZM79 193H80V188H79ZM82 191H83V189H82ZM88 191V190H87ZM96 191H98V190H96ZM100 192H101V190H99ZM98 191V192H99ZM104 191V190H103ZM111 191V190H110ZM119 191V190H118ZM121 192H124L125 193V195H126V193L127 192H125V191H123V190H120ZM127 191H129V189H127ZM132 191H134V190H132ZM151 191H153V190H151ZM158 191V190H157ZM253 191V190H252ZM106 192V191H105ZM116 192V191H115ZM114 192V193H115ZM154 192V191H153ZM162 192H163V190H162ZM227 192V191H226ZM251 192V191H250ZM256 192V193H255ZM255 192L253 191V195H249V197L247 196V198H248V200H251L253 203H255L256 202V200L257 201H259V199H260V197H261V194L262 193H264V177H261V181H260V179H259V184L258 185H256V187H255ZM74 193V192H73ZM84 194L82 195V197H84V195H85V197H87L88 198V200L90 199V200H92L91 198H90V196L87 194V196H86V194H85V192H83ZM86 193H93V191H91V192H86ZM95 193V194H94ZM94 195H96V192L94 191ZM102 193V192H101ZM123 193V194H124ZM128 193H130V191L128 192ZM127 193V194H128ZM132 193V192H131ZM144 193H146V192H144ZM245 193V192H244ZM255 193V194H254ZM93 194H91V195H93ZM113 194V193H112ZM116 194L118 195L119 193H117L116 192ZM121 194V193H120ZM138 194H140V193H138ZM148 194V193H147ZM151 194V193H150ZM248 194V193H247ZM94 195H93V197H94ZM101 195V194H100ZM124 195V196H125ZM131 194H129V196H130ZM97 196H98V194H97ZM97 196H95V198L97 197ZM103 196V195H102ZM101 196V197H102ZM110 196H112V195H110ZM142 195L140 194V197H141ZM153 196V195H152ZM74 197V196H73ZM76 197H78V196H76ZM75 197V198H76ZM100 197V196H99ZM99 197H97V198H99ZM105 197V196H104ZM109 197V196H108ZM107 197V198H108ZM112 197H116V195L114 196H112ZM112 197H109V198H112ZM121 197H122V194H121ZM126 197H128V196H126ZM131 197H133L132 195L130 196V199H131ZM136 197V196H135ZM137 197H138V195H137ZM67 198V197H66ZM94 198V199H95ZM142 198H143V196H142ZM142 198H140V199H142ZM146 198V197H145ZM156 198L157 197H155L154 198V200H156ZM226 198V197H225ZM113 199V198H112ZM118 199V198H117ZM119 199H121L120 197H119ZM133 199V198H132ZM137 199V198H136ZM135 199V200H136ZM152 199V198H151ZM234 199V198H233ZM239 199V198H238ZM242 199V198H241ZM240 199V200H241ZM67 200V199H66ZM83 200H85L84 198H83ZM87 200V201H88ZM96 200V199H95ZM124 200V199H123ZM134 200V201H135ZM144 200V199H143ZM154 200H152V202L154 201ZM160 200V199H159ZM239 200V201H240ZM94 201V200H93ZM113 201V200H112ZM121 201V200H120ZM129 201V200H128ZM151 201V200H150ZM150 201H148L149 203H152V202H150ZM233 201V200H232ZM74 202V204L76 203V201H72L71 202V204ZM83 202V201H82ZM97 202L99 203V201L97 200ZM102 202V201H101ZM118 202V201H117ZM125 202V201H124ZM126 202H127V200H126ZM130 202H131V200H130ZM231 202V201H230ZM79 203H80V200H79ZM83 203H85V202H83ZM88 203H90V206H91V202L89 201ZM97 203V204H98ZM112 203V202H111ZM114 203V202H113ZM119 203V202H118ZM128 203V202H127ZM126 203V204H127ZM144 204L146 203V201L145 202H143ZM148 203V204H149ZM154 203H155V201H154ZM162 203V202H161ZM45 204V203H44ZM51 204H52V202H51ZM96 204V205H97ZM121 204H122V202H121ZM120 204V206H123V204L121 205ZM142 204V203H141ZM141 204H139V207H140V205ZM148 204H147V206H148ZM156 204V203H155ZM163 204V203H162ZM237 204V203H236ZM240 204H242V203H240ZM79 206V204H77L76 203V205L75 206ZM93 205H94V203H93ZM223 205V204H222ZM238 205V204H237ZM106 206V205H105ZM127 206H129V203H128V205ZM126 206V207H127ZM143 206V205H142ZM241 206V205H240ZM56 207H57V205H56ZM82 207H83V205H82ZM101 207V206H100ZM100 207H99V209H100ZM109 207V206H108ZM115 207V206H114ZM117 207V206H116ZM125 207V208H126ZM144 207V206H143ZM146 207V206H145ZM41 208V207H40ZM70 208V207H69ZM84 208V207H83ZM81 209L80 208V206H79V208H77L78 210L79 209H81V210H84V209ZM88 208H89V205H88ZM92 208V207H91ZM91 208H89V209H91ZM95 208V207H94ZM96 208H98V206L96 207ZM96 208L94 209V211L96 210ZM102 208V207H101ZM103 208L105 209L106 207H104L103 206ZM102 208V209H103ZM125 208H123L122 207V210H124ZM149 208H150V204H149ZM154 207H152L151 209H153ZM157 208H159L158 206H157ZM234 208V207H233ZM76 209V208H75ZM89 209L87 210L88 212H89ZM101 209V211L103 212V210ZM108 209V208H107ZM114 209H116V208H114ZM121 209V208H120ZM127 209L129 210V208L127 207ZM147 209H148V207H147ZM164 209V208H163ZM162 209V210H163ZM73 210H74V208H73ZM98 210V209H97ZM134 210V209H133ZM141 210V209H140ZM160 210V209H159ZM66 211H67V208H66V210H63V212H65V216H66ZM72 211V209L71 210H69V212H71ZM93 211V209L91 210V212ZM117 213V210H113V208H112V211L111 212H113L114 214H116L115 212ZM125 211H126V209H125ZM125 211H122L123 213L125 212ZM143 211V210H142ZM145 211H147V210H145ZM161 211V210H160ZM221 211V210H220ZM245 211V210H244ZM63 212H62V210L59 212L60 214L62 213L63 214ZM68 212V211H67ZM83 212H85V211H83ZM102 212H100V213H102ZM110 212V213H111ZM139 212V211H138ZM154 212H155V210H154ZM158 212V211H157ZM236 212V211H235ZM250 212V211H249ZM10 213V212H9ZM56 213V212H55ZM81 213V212H80ZM126 213H127V211H126ZM129 213H131V212H129ZM163 213V212H162ZM62 214H61V216H62ZM68 215H70L69 213H67ZM83 214V213H82ZM84 214H87V213H84ZM83 214V215H84ZM92 214V213H91ZM94 212H93V215H90L91 217L92 216H94ZM98 214H99V211H98ZM103 214H105V212L103 213ZM103 214H100V215H103ZM117 214H119V213H117ZM146 214V213H145ZM154 214V213H153ZM238 214V213H237ZM242 214L243 215H246V214H244L243 213V211H242ZM251 214V213H250ZM255 214V213H254ZM254 214H252V215H254ZM11 215V214H10ZM67 215V216H68ZM126 215H129L128 213L126 214ZM125 215V216H126ZM141 215V214H140ZM148 215H150V214H148L147 213V215L146 216H148ZM158 215V214H157ZM157 215H155V216H157ZM241 215V214H240ZM56 216H57V214H56ZM60 216V215H59ZM65 216H63V218L65 217ZM74 216H76L75 214H74ZM87 216H88V214H87ZM87 216H83V219H84V217H87ZM99 216V215H98ZM106 216V215H105ZM108 216V215H107ZM112 216V215H111ZM117 216V215H116ZM120 216H121V214H120ZM242 216V215H241ZM249 216V215H248ZM79 217V216H78ZM118 217H119V215H118ZM117 217V219H119ZM132 217H133V214H132ZM135 217H137V216H135ZM143 217V216H142ZM161 217V216H160ZM243 217V216H242ZM250 217V216H249ZM249 217H248V219H249ZM59 219H60V217H58ZM69 218V217H68ZM89 219H90V217H88ZM95 218H96V216H95ZM98 218V217H97ZM101 218V217H100ZM100 218H98V219H100ZM140 218V220H141V217H139ZM153 218H154V216H153ZM239 218V217H238ZM246 218V217H245ZM13 219H15V218H13ZM58 219V220H59ZM65 220H67L66 218H64ZM72 219H74V218H71V216H70V220H68V221H72ZM82 219V220H83ZM87 219V218H86ZM114 219H116V218H114ZM131 219V218H130ZM136 219V218H135ZM148 219H149V217H148ZM240 219V218H239ZM247 219V218H246ZM62 220V219H61ZM74 220H76V219H74ZM91 220H92V218H91ZM103 221H101L100 222V220L96 223V224H98L99 222L100 223H102V225L104 224L103 222H104V219H102ZM153 220V219H152ZM157 220H159V219H157ZM156 220V222L158 223L159 221H157ZM242 220H244V219H242ZM110 221V220H109ZM129 221V220H128ZM154 221V220H153ZM245 221V220H244ZM243 221V222H244ZM253 221H254V217H253ZM46 222V221H45ZM61 222V221H60ZM62 222H64V224H65V222L66 221H62ZM92 222V221H91ZM112 222H114V221H112ZM119 222V221H118ZM126 222H127V220H126ZM142 222H144L143 221V219H142ZM145 222H147V221H145ZM67 223H69V222H67ZM66 223V224H67ZM74 223H76L75 221H74ZM79 223V222H78ZM99 223V224H100ZM139 223V222H138ZM141 223V222H140ZM162 223V222H161ZM65 224V225H66ZM98 224V225H99ZM122 224V223H121ZM155 224V223H154ZM241 223L239 222V225H240ZM253 224V223H252ZM92 225H95V224H93L92 223ZM105 225V224H104ZM106 225H107V223H106ZM123 225V224H122ZM130 225H131V223H130ZM129 225V226H130ZM140 225V224H139ZM150 225V224H149ZM158 225V224H157ZM78 226H79V224H78ZM82 226V225H81ZM90 226V225H89ZM126 226V225H125ZM136 226H137V224H136ZM154 226V225H153ZM160 226V225H159ZM247 226V225H246ZM48 227V226H47ZM60 227V226H59ZM68 227V226H67ZM66 227V228H67ZM72 227H74V226H72ZM91 227V226H90ZM96 227V226H95ZM97 227H100L99 228V230H98V232L100 231V229H102V228H104V227H102L101 228V226H97ZM111 227V226H110ZM115 227V226H114ZM135 227V226H134ZM157 227V226H156ZM215 227H216V225H215ZM62 228H64V227H62ZM78 228H80V227H78ZM93 228V227H92ZM108 228V227H107ZM107 228H106V230H107ZM138 228V227H137ZM141 228V227H140ZM145 228V227H144ZM148 228H150V227H148ZM163 228V227H162ZM241 228V227H240ZM25 229V228H24ZM70 229V228H69ZM73 229V228H72ZM82 229V228H81ZM97 229V228H96ZM123 229V228H122ZM156 229V228H155ZM247 229V228H246ZM67 230H68V228H67ZM74 230H76V229H74ZM105 228H104V231H103V234L104 233H106L105 231ZM121 230V229H120ZM134 230V229H133ZM137 230V229H136ZM142 230V229H141ZM152 230V229H151ZM154 230V229H153ZM165 230V229H164ZM250 230V229H249ZM57 231H59V230H57ZM56 231V232H57ZM91 230H89V232H90ZM92 231H93V229H92ZM96 231V230H95ZM102 231H101V233H102ZM110 231H111V229H110ZM109 230H108V232H110ZM112 231H113V229H112ZM123 231V230H122ZM138 231V230H137ZM136 231V232H137ZM146 231H148V230H146ZM161 231H162V229H161ZM27 232V231H26ZM46 232V231H45ZM62 232V231H61ZM70 232V231H69ZM81 232V231H80ZM165 232V231H164ZM66 233H68V231L66 232ZM77 233H78V231H77ZM88 233V232H87ZM86 233V234H87ZM91 233V232H90ZM100 233V232H99ZM101 233H100V235H101ZM113 233V232H112ZM117 233V232H116ZM122 233V232H121ZM138 233V232H137ZM144 233H146V232H144ZM154 233V232H153ZM159 233V231H157V234ZM35 234V233H34ZM47 234V233H46ZM69 234V233H68ZM74 234V233H73ZM73 234H71V235H73ZM82 234V233H81ZM107 234V233H106ZM115 234V233H114ZM146 234H148V233H146ZM149 234H150V232H149ZM155 234H156V232H155ZM163 234V233H162ZM166 234V233H165ZM240 234V233H239ZM63 235H65V234H63ZM77 235V234H76ZM75 235V236H76ZM79 236H81L80 234H78ZM88 235V234H87ZM95 235V234H94ZM99 235V236H100ZM129 235V234H128ZM127 235V236H128ZM136 235V234H135ZM139 235V234H138ZM144 235V234H143ZM222 235V234H221ZM67 236V235H66ZM79 236H78V239H79ZM116 236V235H115ZM114 236V237H115ZM152 236H154V235H152ZM163 236V235H162ZM161 236V237H162ZM217 236H219L218 234H217ZM65 237V236H64ZM68 237V236H67ZM74 237V236H73ZM88 237V236H87ZM101 237H103L104 238V236H100V238ZM107 237V236H106ZM110 237V236H109ZM113 237V236H112ZM117 238L119 237V236H116ZM136 237V236H135ZM149 237V236H148ZM160 237V236H159ZM166 237V235L164 236V238ZM168 237V236H167ZM167 237L165 238V240H167ZM72 238V237H71ZM75 238H77V237H75ZM86 238V237H85ZM127 238V237H126ZM132 238V237H131ZM139 238V237H138ZM67 240L68 239H70V238H66ZM111 239V238H110ZM109 239V240H110ZM119 239V238H118ZM117 239V240H118ZM137 239V238H136ZM145 239V238H144ZM162 239V238H161ZM161 239H159V240H161ZM81 240V239H80ZM88 240V239H87ZM108 240V239H107ZM108 240V241H109ZM120 240H122V237L120 238ZM72 241V240H71ZM70 241V242H71ZM111 241H112V239H111ZM111 241L109 242V244L111 243ZM113 241H116V240H114L113 239ZM145 241H148L147 239L145 240ZM154 241H155V239H154ZM157 241V240H156ZM163 241L164 240H161V242L163 243ZM219 241V240H218ZM69 242V243H70ZM74 242V241H73ZM99 242H100V239H99ZM127 242V241H126ZM159 241H157V243H158ZM160 242V243H161ZM45 243V242H44ZM64 243V242H63ZM75 243V242H74ZM73 243V244H74ZM104 243V242H103ZM102 243V244H103ZM107 243V242H106ZM106 243H104V244H106ZM115 243V242H114ZM149 243H150V241H149ZM152 243V242H151ZM151 243H150V245H151ZM161 243V244H162ZM165 243V242H164ZM167 243V242H166ZM207 243V242H206ZM62 244V243H61ZM66 244V243H65ZM72 244V243H71ZM76 244V243H75ZM88 244V243H87ZM121 244V243H120ZM128 244V243H127ZM146 244V243H145ZM153 244V243H152ZM159 244V243H158ZM108 245V244H107ZM106 245V246H107ZM129 245V244H128ZM154 245H155V243H154ZM197 245H199V244H197ZM63 246V245H62ZM72 247H74L73 245H71ZM76 246H77V244H76ZM89 246H91V245H89ZM96 246H97V244H96ZM95 246V247H96ZM102 246H104V245H102ZM101 246V247H102ZM105 246V247H106ZM114 246V245H113ZM122 246V245H121ZM126 246V245H125ZM139 246V245H138ZM149 246V245H148ZM160 246H162V245H160ZM159 245H158V247L161 249V248H163V247H160ZM196 246V245H195ZM92 247V246H91ZM90 247V248H91ZM165 247V246H164ZM225 247V246H224ZM53 248V247H52ZM56 248V247H55ZM67 248H68V246H67ZM77 248V247H76ZM76 248H74V249H76ZM106 248H108V247H106ZM120 248V247H119ZM118 248V249H119ZM166 248V247H165ZM111 249V248H110ZM142 249V248H141ZM150 249H152V248H150ZM160 249H159V251H160ZM196 249V248H195ZM204 249V248H203ZM92 250V249H91ZM144 250V249H143ZM147 250H148V248H147ZM154 250V249H153ZM167 250V249H166ZM205 250V249H204ZM250 250H251V248H250ZM95 251V250H94ZM97 251H98V249H97ZM107 251V250H106ZM108 251H109V249H108ZM107 251V252H108ZM111 252L113 251V249L112 250H110ZM140 251V250H139ZM197 251V250H196ZM99 252V251H98ZM103 252H104V250H103ZM116 252V251H115ZM121 252V251H120ZM144 252V251H143ZM148 252V251H147ZM153 251H151V253H152ZM214 252V251H213ZM198 253V252H197ZM114 254V253H113ZM136 254V253H135ZM141 254H142V251H141ZM168 254V253H167ZM169 254H170V252H169ZM212 254V253H211ZM105 255H107V254H105ZM104 255V256H105ZM109 255H110V253H109ZM117 255H118V253H117ZM123 255V254H122ZM147 255H149V253L147 254ZM153 255V254H152ZM158 255V254H157ZM103 256V255H102ZM119 256V255H118ZM132 256V255H131ZM143 256H145V254H143ZM160 256V255H159ZM138 257V256H137ZM136 257V258H137ZM141 257V256H140ZM103 258V257H102ZM105 258V257H104ZM103 258V259H104ZM110 258H111V256H110ZM117 258V257H116ZM210 258V257H209ZM106 259V258H105ZM138 259H139V257H138ZM145 259V258H144ZM112 260V259H111ZM117 260V259H116ZM131 260V259H130ZM135 260V259H134ZM133 260V261H134ZM125 261V260H124ZM118 262V261H117Z\"/></svg>",
  "mask_w": 264,
  "mask_h": 264
},
{
  "label": "snow or ice",
  "instance_id": "3",
  "mask_svg": "<svg viewBox=\"0 0 264 264\" xmlns=\"http://www.w3.org/2000/svg\"><path fill=\"white\" fill-rule=\"evenodd\" d=\"M3 191L4 182L0 176V193ZM254 212V247L251 250L242 249L233 254H221L212 258L184 256L117 262L74 253L32 250L20 245L16 240L14 225L0 199V264H264V193Z\"/></svg>",
  "mask_w": 264,
  "mask_h": 264
}]
</instances>
